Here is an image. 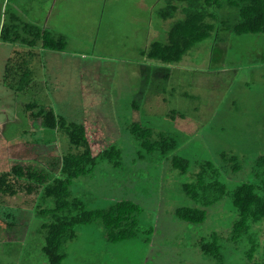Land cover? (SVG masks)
<instances>
[{
    "label": "rangeland",
    "instance_id": "374dc122",
    "mask_svg": "<svg viewBox=\"0 0 264 264\" xmlns=\"http://www.w3.org/2000/svg\"><path fill=\"white\" fill-rule=\"evenodd\" d=\"M30 2L34 11L22 8L17 13L39 22L44 15L38 9L40 0ZM163 6L164 0H159L158 8ZM12 8V0H0V24ZM218 12L222 22L235 24L239 19L234 7L225 5ZM180 17L177 14L175 20ZM169 22L159 18L153 24L152 29L156 23L161 26L159 37L144 33L142 39L137 36L125 43L116 25L111 26L112 36L102 26L91 42L70 36L68 54L72 52L74 58L65 60L67 55L62 54L64 61L59 57L58 63L48 51L37 49L31 65L33 81L25 91H12L1 80L4 60L23 46L0 43V174L20 164L44 171L48 182L58 175L61 154H67L71 146L63 132L44 128L40 119L31 118L37 110L28 111L25 106L37 103L38 110L52 109L56 116L87 127L96 163L74 181L72 196L88 210L133 202L141 208L142 228L153 230L110 243L101 221L79 226L77 237L66 244L62 264H215L200 251L197 241L213 232L229 233L236 219L231 198L210 207L203 224H188L175 216L177 208L193 205L182 185L205 161L220 169L230 190L254 181L255 159L264 155V35L237 36L219 23L218 32L190 50L180 63L165 65L141 58L140 45L167 41ZM70 27L80 28L68 25L64 29ZM156 67L161 71H155ZM133 124L152 130V142L175 146L149 153L131 133ZM112 148L120 151L119 160H114L118 162L100 156ZM223 154L238 157L242 170L233 173ZM174 157L189 162L186 174L174 167ZM40 205L48 206L37 200L36 193L0 197V264H49L40 252L43 218L34 214ZM259 240L263 243L264 235ZM246 249L245 242L238 246L225 242L224 264H246Z\"/></svg>",
    "mask_w": 264,
    "mask_h": 264
},
{
    "label": "trees",
    "instance_id": "16d2710c",
    "mask_svg": "<svg viewBox=\"0 0 264 264\" xmlns=\"http://www.w3.org/2000/svg\"><path fill=\"white\" fill-rule=\"evenodd\" d=\"M225 1L226 6L238 11L239 19L235 24L220 20L218 11L225 6L224 0H167L166 6L159 11L160 16L163 19L173 18L180 9L179 4H184L181 8L184 17L170 27L166 43H152L144 51V56L165 65L180 63L190 50L218 32L219 23L237 36L264 35V0ZM0 41L31 49L41 45L46 50L57 52L64 51L67 46L65 37L55 36L10 13L0 26ZM32 57V53L16 51L6 62L3 83L12 91H25L31 86L33 79L29 66ZM25 107L28 111L36 109L37 113L33 112L31 118L40 119L44 128L63 132L71 146L67 154H61L58 175L51 182H48L44 171L30 165L24 167L15 164L11 170L0 174V197H13L26 191L27 194L36 193L37 200L48 205L34 209V214L43 218L40 225L43 237L40 252L48 263L62 264L67 257L66 244L77 237V227L96 221L102 222L105 239L110 243L136 239L143 232L152 234V228H142L138 218L141 208L133 202L120 201L108 209L88 210L81 200L73 197L71 187L74 181L88 174L96 163L85 126L56 116L52 109L38 110L37 103H29ZM130 130L149 153L156 149L166 151L175 146L173 142H152V130L143 129L138 124H133ZM100 156L118 162L114 160L116 157L119 160L120 151L112 148L103 151ZM221 158L229 164L233 173L242 170L238 157L223 154ZM173 165L182 174L189 170V162L179 157L173 158ZM252 172L254 181L240 183L230 190L221 179L220 169L211 161H205L191 180L182 185V192L193 205L177 208L175 216L188 224H203L208 218L210 207L227 196L231 198L236 219L229 233L225 236L213 232L201 236L197 241L200 251L215 264L225 263V242L237 246L247 243L243 254L245 263L264 264V242L259 240L264 235V155L255 159ZM6 216L9 218L10 215ZM6 226L12 225L7 223ZM258 227L263 228L262 232Z\"/></svg>",
    "mask_w": 264,
    "mask_h": 264
},
{
    "label": "crops",
    "instance_id": "0c3cea01",
    "mask_svg": "<svg viewBox=\"0 0 264 264\" xmlns=\"http://www.w3.org/2000/svg\"><path fill=\"white\" fill-rule=\"evenodd\" d=\"M12 4L13 8L10 12L11 15L15 14L19 16L24 22L36 25L43 30L51 32L55 36L65 37L67 46L66 49L62 52L46 50L41 47V45L33 49L21 47V52L23 53L24 51V53H32L33 59L37 56V49H40L42 51H48L50 53V57L53 60H57L56 63L59 62L60 58L64 61V57L61 56L62 54H64L65 56L67 55L65 57V60H67V57H71L69 58L71 60L74 58V54L72 52L70 55L68 54L70 36H74V40L75 38H78L79 40L84 42H91L94 41L95 34L100 32L99 30L102 26H107L109 28L108 34L112 36L111 34L113 29L111 28V26L116 25L120 26V30L117 31V35L120 37V41L124 43L128 39H132L134 41V38L137 39V36L141 38L143 37L144 33H146L147 36L149 35V37H152L151 33L153 32L152 35L159 37L161 33L160 24L156 23L155 29L152 28L153 24L160 18L164 21V23H168L170 21L166 31L168 41V31L170 27L177 20H180L184 17L181 11V8L184 6V4H179L180 9L177 11L173 18L163 19L160 16L159 11L160 9L166 6L167 0H164V6L161 8H158L159 0H40L38 9L42 10L44 12V15L42 19L38 22L35 17H32L33 19L31 17L23 18V16L21 17L17 13L22 11V8L28 12L34 11L30 0H12ZM66 8L70 10V14L72 13L71 16L68 15ZM177 14H180L181 17L175 20ZM88 18H93L95 21L90 22ZM68 25H76L80 28L78 30H75V28L71 29L70 27V29L66 31L64 29V26ZM0 26H2V24H0ZM144 26L146 28V31H144ZM141 39L138 41L140 42V44ZM157 41L158 40H150L144 45V47H141L140 45L138 47V51L136 49L139 56L141 58H146L147 60H150L144 56V51L147 50L152 43ZM166 42L164 41L163 43ZM15 52L16 51L12 50V52H10L9 54V57H7L6 61L4 60V70L5 62H7L8 59H10L14 55ZM32 61L29 67L33 75V71L31 68ZM154 70L161 71V69L158 67H156ZM3 74H1V76H3ZM169 75L170 73L168 72L166 76ZM2 79L3 78H1V80ZM86 128L87 127H85V129Z\"/></svg>",
    "mask_w": 264,
    "mask_h": 264
}]
</instances>
